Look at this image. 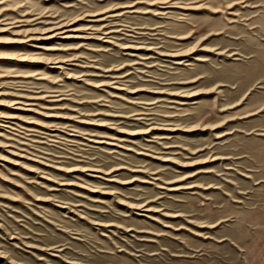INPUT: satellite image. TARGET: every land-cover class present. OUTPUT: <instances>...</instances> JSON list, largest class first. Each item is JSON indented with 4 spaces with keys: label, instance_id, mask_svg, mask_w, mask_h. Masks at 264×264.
I'll return each instance as SVG.
<instances>
[{
    "label": "rangeland",
    "instance_id": "374dc122",
    "mask_svg": "<svg viewBox=\"0 0 264 264\" xmlns=\"http://www.w3.org/2000/svg\"><path fill=\"white\" fill-rule=\"evenodd\" d=\"M0 264H264V0H0Z\"/></svg>",
    "mask_w": 264,
    "mask_h": 264
},
{
    "label": "bare ground",
    "instance_id": "6f19581e",
    "mask_svg": "<svg viewBox=\"0 0 264 264\" xmlns=\"http://www.w3.org/2000/svg\"><path fill=\"white\" fill-rule=\"evenodd\" d=\"M54 36V35H53ZM52 35H50V36H47V37H49V38H51V37H53ZM42 48V47H41ZM43 49H45V48H43ZM47 49V48H46ZM56 64H58V62L56 63Z\"/></svg>",
    "mask_w": 264,
    "mask_h": 264
}]
</instances>
